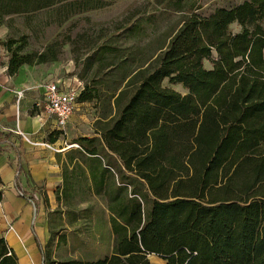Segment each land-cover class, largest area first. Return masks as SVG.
I'll use <instances>...</instances> for the list:
<instances>
[{
	"label": "trees",
	"instance_id": "obj_1",
	"mask_svg": "<svg viewBox=\"0 0 264 264\" xmlns=\"http://www.w3.org/2000/svg\"><path fill=\"white\" fill-rule=\"evenodd\" d=\"M104 5L0 0V26L11 15L58 7L64 21ZM171 13L177 21L159 32ZM70 43L65 35L39 54H22L24 37L0 44L14 76L56 61ZM75 70L77 103L92 104L98 119L96 136L70 153L91 174L100 167L118 180L114 191L92 187L106 199L113 249L98 260L45 264H150V255L165 264H264V0L206 12L197 0H165L157 13L89 41ZM0 264H19L2 237Z\"/></svg>",
	"mask_w": 264,
	"mask_h": 264
},
{
	"label": "crops",
	"instance_id": "obj_2",
	"mask_svg": "<svg viewBox=\"0 0 264 264\" xmlns=\"http://www.w3.org/2000/svg\"><path fill=\"white\" fill-rule=\"evenodd\" d=\"M6 34L7 28L0 26V39ZM8 63L0 44V238L19 264L59 261L56 255L67 252L73 256L64 260L110 256V213L106 199L94 194L92 187L108 185L114 191L118 180L100 175V167L91 174L81 157L70 153L78 139L96 136L97 112L92 104L77 103L67 131L57 129L55 119L44 112L46 84L54 80L76 84V74H70L75 67L61 71L55 65H24L10 76ZM86 107L91 111L90 131L81 134L78 126L86 119L74 115ZM92 254L102 256L86 259Z\"/></svg>",
	"mask_w": 264,
	"mask_h": 264
},
{
	"label": "rangeland",
	"instance_id": "obj_3",
	"mask_svg": "<svg viewBox=\"0 0 264 264\" xmlns=\"http://www.w3.org/2000/svg\"><path fill=\"white\" fill-rule=\"evenodd\" d=\"M102 1L105 3L103 8L71 16L64 21L63 19L66 12L60 8L58 9V7L45 9L31 14L7 16L4 18L5 21L3 25L7 28V34L0 40L5 41L9 38L18 40L21 37H24L27 41V45L22 54H39L43 52L49 44L61 40L65 35H68L70 39H73L74 44L70 43L63 46L59 50L57 60L46 63L48 66L55 65L56 67H59L61 71H65V68L69 65L75 67L76 58L80 59L82 57L89 41L95 40L99 35L107 34L117 26L125 25L126 22L134 16L136 18L146 17L148 14L157 13L162 9L165 0ZM242 1L243 0H197V3L202 5L203 12H206L217 6H227ZM178 17L179 16L176 15V13H171L162 20L159 19L157 22L158 31H164L165 26L176 22ZM231 29L236 33L240 28L237 25H232ZM147 33H150V30H148ZM56 49L57 48H54L53 50L55 51ZM206 67L209 66L206 65ZM75 72L76 70L70 72V74ZM59 73L61 75V72ZM163 85L165 87L173 88V90L181 94L186 93L181 86L171 85L167 80ZM79 114L83 115L86 120L78 126V130L81 134L87 133L90 131L88 123L91 118V111L87 107L79 108V112L74 115V118L77 119ZM68 125L66 126L65 131H67ZM81 201L82 200H80V202ZM94 243L95 241H91V244ZM70 256H73V253H59L56 255V258L58 260H64ZM86 256H89V254ZM101 256L102 255L100 254H92V257H87L86 259H96ZM149 263L163 264L162 260L154 255L149 256Z\"/></svg>",
	"mask_w": 264,
	"mask_h": 264
},
{
	"label": "built area",
	"instance_id": "obj_4",
	"mask_svg": "<svg viewBox=\"0 0 264 264\" xmlns=\"http://www.w3.org/2000/svg\"><path fill=\"white\" fill-rule=\"evenodd\" d=\"M82 84L76 82L65 85L59 80L50 81L45 86L44 112L56 121L57 129L63 130L77 106V98Z\"/></svg>",
	"mask_w": 264,
	"mask_h": 264
}]
</instances>
